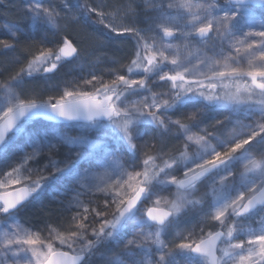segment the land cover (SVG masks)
I'll list each match as a JSON object with an SVG mask.
<instances>
[{"label": "snow or ice", "instance_id": "1", "mask_svg": "<svg viewBox=\"0 0 264 264\" xmlns=\"http://www.w3.org/2000/svg\"><path fill=\"white\" fill-rule=\"evenodd\" d=\"M133 5L25 0L27 30L5 26L0 50L23 39L28 59L0 80V264H91L107 243L120 251L104 264H264V0ZM61 20L99 46L127 41L130 58L22 98L82 59ZM45 193L54 217L25 227ZM181 224L179 243L162 238Z\"/></svg>", "mask_w": 264, "mask_h": 264}, {"label": "rangeland", "instance_id": "2", "mask_svg": "<svg viewBox=\"0 0 264 264\" xmlns=\"http://www.w3.org/2000/svg\"><path fill=\"white\" fill-rule=\"evenodd\" d=\"M48 0H44L45 6H47ZM72 0H69L71 3ZM91 3L95 4L96 0H90ZM105 2L111 6H117L121 4H127L129 0H105ZM56 3L59 4L60 0H56ZM136 5H139L140 8H143V0H136ZM136 5H133L134 7ZM25 0H0V36L3 39H9L5 26L6 25H18L22 29L27 30V21L24 15ZM259 8V7H257ZM111 8H106L105 11H110ZM60 26L62 28V34L64 32L70 33V39H72L81 49H82V59L74 61L70 64H65L58 72L49 80L44 79H35L29 80L26 83L25 92L22 98H31L33 93H37L39 98L46 99L50 95H58L62 94L63 87L65 86L66 81H71L73 78H80L87 73L93 71L95 69L96 74H101L104 69L108 67H117L119 68L121 64L127 62L129 57V44L127 41L120 42L115 41L112 45L105 44L103 46L97 45L92 39L89 38L88 33L92 30L87 29L86 26L79 23H66V21L61 20ZM97 35H99L97 33ZM102 39V38H101ZM179 41H173V43H178ZM25 44L26 42L21 39L19 41L17 48L14 52H3L0 50V80H4L8 78L10 75L15 74L26 64L28 59L25 53ZM119 48V51H117ZM112 56H116L118 58V63L115 65H111L107 63V58ZM19 57V63L15 62V58ZM195 61L193 60V63ZM97 68L101 70V72L97 71ZM109 79L110 77H105ZM135 78V77H134ZM50 85H57V88H51ZM154 91L159 89H153ZM228 113H222V116H227ZM177 116H173V119H176ZM221 116L211 117L209 116L204 120V123L201 127L210 126L215 123L216 119H220ZM242 119V117H233V120ZM246 122V121H245ZM45 124L33 123L29 125L30 129H40L44 127ZM233 128V124L228 125V129L231 130ZM211 127H209V131H211ZM193 131H197V129H193ZM71 135H77L78 132L73 130L70 132ZM96 134L91 133L90 138H95ZM51 138V137H50ZM22 143V138L20 141ZM53 142H55L53 140ZM180 142L176 140H172L170 142L169 148L177 146ZM14 150H10V154ZM62 151H66L63 149ZM182 171V169H181ZM170 191H175V189H170ZM204 191L203 186H201L200 190L193 194L191 198H198L201 193ZM161 196H168V192L159 193ZM51 200V195L45 193L40 200L35 203L29 205L27 208L20 211L17 219L25 226V227H43L45 223L50 222V218L54 217L55 212L53 209L55 205L49 203ZM102 202V197H101ZM197 209L190 208L189 215L196 213ZM185 227L184 224L180 225L179 229H174L169 232L167 235L162 237L166 242L179 243V240H174L176 231L182 230ZM131 237V230H129L128 235L125 236V239ZM119 249L116 247L114 243H107L103 245L100 249H98V254L93 257L91 264H104L103 257L111 256L113 253H119ZM125 260L128 257H123Z\"/></svg>", "mask_w": 264, "mask_h": 264}, {"label": "trees", "instance_id": "3", "mask_svg": "<svg viewBox=\"0 0 264 264\" xmlns=\"http://www.w3.org/2000/svg\"><path fill=\"white\" fill-rule=\"evenodd\" d=\"M63 34L68 35L69 38H70V33H69V32H64ZM63 34H62V35H63ZM0 39H3V38L0 36ZM97 71L101 72V70H100L99 68H97ZM42 123L45 124L44 122H42Z\"/></svg>", "mask_w": 264, "mask_h": 264}, {"label": "water", "instance_id": "4", "mask_svg": "<svg viewBox=\"0 0 264 264\" xmlns=\"http://www.w3.org/2000/svg\"><path fill=\"white\" fill-rule=\"evenodd\" d=\"M257 7H260L259 5H257Z\"/></svg>", "mask_w": 264, "mask_h": 264}]
</instances>
